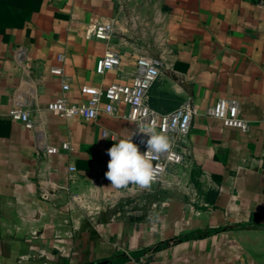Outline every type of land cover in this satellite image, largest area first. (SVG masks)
Instances as JSON below:
<instances>
[{
    "label": "crops",
    "instance_id": "obj_1",
    "mask_svg": "<svg viewBox=\"0 0 264 264\" xmlns=\"http://www.w3.org/2000/svg\"><path fill=\"white\" fill-rule=\"evenodd\" d=\"M106 21L116 25L110 41L87 36ZM5 35L0 264H264V0H42L24 27L7 26ZM20 46L42 77L43 108L64 94L52 67L64 68L65 95L82 104L93 88L131 83L137 59L149 55L164 64L150 92L153 109L170 113L191 98L204 112L233 98L251 130L197 116L179 141L188 162L169 169L166 185L113 188L108 150L131 135L127 106L97 122L45 113L46 142L58 152L39 153L36 132L9 116L22 79ZM108 48L121 65L99 74ZM62 190L68 201L57 205Z\"/></svg>",
    "mask_w": 264,
    "mask_h": 264
},
{
    "label": "built area",
    "instance_id": "obj_2",
    "mask_svg": "<svg viewBox=\"0 0 264 264\" xmlns=\"http://www.w3.org/2000/svg\"><path fill=\"white\" fill-rule=\"evenodd\" d=\"M116 32L114 21L101 22L87 28V36L110 41ZM14 58L22 70V79L18 89L13 95V103L9 109V116L14 121H19L27 129L34 130L37 134V151L44 155L58 152V147L46 142V132L42 116L49 112L66 119L81 118L97 122L105 113L113 116L118 113L119 106L125 104L128 108L123 117L133 122V143L137 144L141 153L147 150L146 140L148 137L139 133L137 124L147 123L155 126L157 132L167 134L171 140L172 148L168 153L160 155L153 161L158 168L155 185H166L167 174L173 166L186 165L188 157L179 149V141L190 133L194 119L205 114L207 116L222 120L226 126L235 127L243 132L251 130L252 122L240 116V103L233 98H220L204 112L198 109L191 98L187 99L181 106L170 113H160L150 105V92L156 81L162 74L164 64L160 58L141 55L137 59L136 70L132 82L123 84L114 82L106 88H93L90 90V98L82 104H75L65 95L70 85L65 80L64 68L54 66L50 72L63 79L64 94L50 102L45 108L38 102V85L42 77L35 76L30 65L29 56L25 47L20 46L14 50ZM121 54L112 48H108L104 55L98 60L96 71L105 74L108 70H114L121 65ZM58 61L64 60V55L58 56ZM34 104L33 109L30 108ZM35 114L32 115V111ZM262 120L264 122V106L262 109ZM70 149L71 144L65 142L62 145ZM44 199H50V193H42ZM141 262L145 260L141 258Z\"/></svg>",
    "mask_w": 264,
    "mask_h": 264
},
{
    "label": "clouds",
    "instance_id": "obj_3",
    "mask_svg": "<svg viewBox=\"0 0 264 264\" xmlns=\"http://www.w3.org/2000/svg\"><path fill=\"white\" fill-rule=\"evenodd\" d=\"M137 126L139 133L148 137L145 152L141 153L138 145L133 143L132 138L136 133L132 132L108 150L110 161L105 176L113 188H126L130 184L141 189L149 188L158 174V168L153 161L172 148L169 136L157 132L154 125L140 123Z\"/></svg>",
    "mask_w": 264,
    "mask_h": 264
},
{
    "label": "trees",
    "instance_id": "obj_4",
    "mask_svg": "<svg viewBox=\"0 0 264 264\" xmlns=\"http://www.w3.org/2000/svg\"><path fill=\"white\" fill-rule=\"evenodd\" d=\"M41 2L42 0H0V36L6 38L7 26L24 27L38 12Z\"/></svg>",
    "mask_w": 264,
    "mask_h": 264
},
{
    "label": "water",
    "instance_id": "obj_5",
    "mask_svg": "<svg viewBox=\"0 0 264 264\" xmlns=\"http://www.w3.org/2000/svg\"><path fill=\"white\" fill-rule=\"evenodd\" d=\"M67 201H68V192H67V190H62L60 192L59 199L56 200V204L57 205H64V204H66ZM104 264H107V263L104 262Z\"/></svg>",
    "mask_w": 264,
    "mask_h": 264
}]
</instances>
